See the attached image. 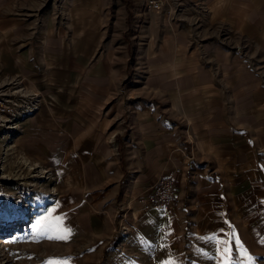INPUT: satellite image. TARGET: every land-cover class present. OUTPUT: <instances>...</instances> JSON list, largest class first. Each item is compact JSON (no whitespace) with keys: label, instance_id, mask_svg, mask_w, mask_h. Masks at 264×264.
Here are the masks:
<instances>
[{"label":"crops","instance_id":"0c3cea01","mask_svg":"<svg viewBox=\"0 0 264 264\" xmlns=\"http://www.w3.org/2000/svg\"><path fill=\"white\" fill-rule=\"evenodd\" d=\"M172 6L173 13L166 6L153 18L161 38L140 51L145 95L123 97L128 110L122 113L114 112L111 95L106 98L117 83L110 78L115 55L107 51L106 60L92 63V31L74 38L71 55L55 35L35 49L16 38L5 46L10 64L0 71L21 76L42 95L16 139L29 156L62 174L72 170L80 191L93 187L102 199L123 197L133 208L159 178L180 168L172 219L192 213L209 233L218 220L232 223L233 210L243 217L252 205L264 213V0H174ZM124 65L119 72H127ZM78 74L86 75V85L55 84L57 77ZM67 178L76 187L74 176Z\"/></svg>","mask_w":264,"mask_h":264},{"label":"rangeland","instance_id":"374dc122","mask_svg":"<svg viewBox=\"0 0 264 264\" xmlns=\"http://www.w3.org/2000/svg\"><path fill=\"white\" fill-rule=\"evenodd\" d=\"M156 15L142 0H0V63L4 64L0 70L8 69L5 46L16 38L35 49L55 35L65 54L71 55L74 38L92 31L96 41L92 63L106 60L108 52L115 55L112 65L116 68L110 78L117 83L106 98L111 95L114 112L122 113L128 110L121 104L123 97L145 95L147 90L143 87L147 68L140 51L146 53L161 38V24L153 21ZM10 25L19 26L17 32H11ZM154 35L158 39L153 40ZM123 62L126 73L117 67ZM78 75L57 77L55 84L59 82L62 88L69 79L82 85L88 82L85 74ZM12 77L22 81L21 76H5L0 71V80L9 82ZM23 84L21 88L26 87ZM103 92L97 95L104 97ZM40 96L39 92L36 99L41 102ZM45 96L54 98L50 92ZM25 121L13 131L0 127V264H223L221 241L230 242L232 264H264V213L260 209L250 205L243 217L233 210V224L221 219L206 233L208 226L193 222L192 213L190 219L186 214L175 222L161 211L133 208L123 197L102 199L93 187L80 191L72 170L56 172L51 162H40L23 150L16 139L25 134ZM68 176H74L76 187L67 184ZM40 221L49 226L43 233L37 231ZM65 235L66 239L58 238Z\"/></svg>","mask_w":264,"mask_h":264},{"label":"built area","instance_id":"2783aa9c","mask_svg":"<svg viewBox=\"0 0 264 264\" xmlns=\"http://www.w3.org/2000/svg\"><path fill=\"white\" fill-rule=\"evenodd\" d=\"M144 5L155 13L161 12L166 6L167 13L175 11L174 0H142ZM22 81L11 78L4 81V88L0 89V127L13 131L19 127L25 119L32 116L40 107V100L36 99L34 92L28 88H21ZM180 168L172 169L163 175L153 185L152 191L147 195L136 198V207L142 211L151 209L159 210L171 218L177 213L178 193L176 177Z\"/></svg>","mask_w":264,"mask_h":264},{"label":"snow or ice","instance_id":"6c2138e0","mask_svg":"<svg viewBox=\"0 0 264 264\" xmlns=\"http://www.w3.org/2000/svg\"><path fill=\"white\" fill-rule=\"evenodd\" d=\"M48 225L44 224V222L40 221L37 224V231L40 233H43L44 231L48 230ZM66 231H70V230H66ZM58 238L61 239H66L67 236H60ZM221 257L223 260V264H232L231 260H230V253H231V249H230V242L229 241H221ZM251 259V258H250ZM49 264H66V262H59V261H50Z\"/></svg>","mask_w":264,"mask_h":264},{"label":"trees","instance_id":"16d2710c","mask_svg":"<svg viewBox=\"0 0 264 264\" xmlns=\"http://www.w3.org/2000/svg\"><path fill=\"white\" fill-rule=\"evenodd\" d=\"M135 51H133V58H135V53H134ZM133 61H131V64H133V62L135 61L134 59H132Z\"/></svg>","mask_w":264,"mask_h":264},{"label":"bare ground","instance_id":"6f19581e","mask_svg":"<svg viewBox=\"0 0 264 264\" xmlns=\"http://www.w3.org/2000/svg\"><path fill=\"white\" fill-rule=\"evenodd\" d=\"M1 85V84H0ZM4 88V87H1V89Z\"/></svg>","mask_w":264,"mask_h":264}]
</instances>
